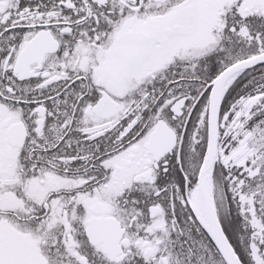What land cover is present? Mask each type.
<instances>
[{"label": "snow or ice", "instance_id": "obj_1", "mask_svg": "<svg viewBox=\"0 0 264 264\" xmlns=\"http://www.w3.org/2000/svg\"><path fill=\"white\" fill-rule=\"evenodd\" d=\"M0 264H264V0H0Z\"/></svg>", "mask_w": 264, "mask_h": 264}]
</instances>
